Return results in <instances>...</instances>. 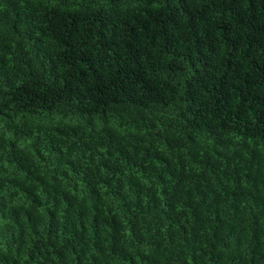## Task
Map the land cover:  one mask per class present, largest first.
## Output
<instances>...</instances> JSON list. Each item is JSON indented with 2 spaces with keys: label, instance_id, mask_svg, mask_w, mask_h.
<instances>
[{
  "label": "trees",
  "instance_id": "1",
  "mask_svg": "<svg viewBox=\"0 0 264 264\" xmlns=\"http://www.w3.org/2000/svg\"><path fill=\"white\" fill-rule=\"evenodd\" d=\"M0 264H264V0H0Z\"/></svg>",
  "mask_w": 264,
  "mask_h": 264
}]
</instances>
